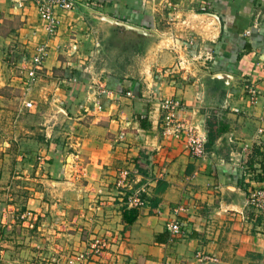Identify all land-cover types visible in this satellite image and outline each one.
<instances>
[{"label":"crops","instance_id":"crops-1","mask_svg":"<svg viewBox=\"0 0 264 264\" xmlns=\"http://www.w3.org/2000/svg\"><path fill=\"white\" fill-rule=\"evenodd\" d=\"M90 1L60 10L50 38L33 6L15 10L9 0L0 2V52L14 43L30 54L41 42L48 45L28 93L32 108L22 99L9 105L12 100L0 90V221L4 225L6 207L27 188V207L42 221L34 222L33 232L43 231L48 253L82 251L79 223H86L89 187L101 199L95 232L109 240L90 264H264V214L255 218L244 205L249 188L264 186V0H186L171 10L162 7L167 0ZM108 25L121 35H140L143 50L119 61L138 65L70 70L80 67L72 63L103 58L100 33ZM248 85L259 92L256 102ZM171 97L203 126L213 110L223 119L227 129L207 149L206 160L193 158L181 140L162 137L156 99ZM51 134L65 135L72 150L52 151ZM22 146L34 149L26 166L18 162L26 155ZM123 168L130 170L133 188L146 186L149 199H159L155 208L149 202L135 208L130 224L123 219L125 196L115 184ZM158 180L166 184L160 192ZM180 205L186 210L177 212ZM174 220L178 233L167 228ZM199 252L218 262L199 258Z\"/></svg>","mask_w":264,"mask_h":264},{"label":"rangeland","instance_id":"rangeland-1","mask_svg":"<svg viewBox=\"0 0 264 264\" xmlns=\"http://www.w3.org/2000/svg\"><path fill=\"white\" fill-rule=\"evenodd\" d=\"M167 0L164 1L162 4V7L165 10H171V8H177L179 5H182L181 2H185L186 0ZM192 2V1H191ZM196 6L199 7L200 1H194ZM130 7L131 3L129 2ZM156 6L155 2H153L152 7ZM184 6V5H183ZM94 8V7H93ZM200 8V7H199ZM197 9V8H196ZM202 9V8H201ZM200 9V10H201ZM205 10V9H202ZM166 21V20H165ZM165 23V25L170 24ZM11 27V26H10ZM108 27L112 28H105L101 29L100 33V40H101V46L103 51V58L96 60L95 58L89 57V59L84 60V62H77L76 64L72 63L70 66L80 65L78 69H75L71 67L70 70H82L85 68L90 69V71H97L101 68H104V72H106V69H113L118 67L119 65H131L132 62H127L126 64H122L125 60V56L133 57L137 56L140 51L143 50L142 47H140V43L143 41L140 39V35L135 32L134 33H127L128 35H125V32H123V35H121V31L117 27H112L111 25H108ZM15 27H12V29ZM15 30V29H14ZM121 33V34H120ZM18 34V33H17ZM25 33H23L24 35ZM22 44V43H21ZM19 45L17 43H14V46H7L4 47L3 50L0 52V90L1 92L5 93L12 102L9 103V105H16L15 102L17 100L22 99L23 104L24 101L32 100V97H28V93L30 90L26 91V77L28 75L27 68H23L21 65V58L23 56L30 55L29 49L23 47L22 45ZM165 49H169L168 46L164 47ZM101 51V53H102ZM143 53V52H142ZM111 54V55H107ZM122 60L123 62H119ZM133 65H138L136 63H133ZM56 74L61 76L63 75V69L59 68L56 70ZM32 88V87H31ZM35 103V102H34ZM9 116L7 118H11L12 115L9 113ZM58 125V124H57ZM56 128V126H55ZM58 131H63V129H58ZM58 137H52L48 138L49 142L51 143V150H72L69 147V143H67V138L65 135L62 137L61 135H56ZM56 141V142H55ZM48 142V143H49ZM55 142V144H54ZM12 144L8 145V149L10 148ZM2 146L0 145V148ZM56 148V149H54ZM20 150L26 154L23 155L24 160H19L20 166H26L28 164V158L27 154L34 149L28 148L26 146H22ZM35 150H38L36 148ZM0 152L1 149H0ZM37 158V163H38ZM14 161V160H13ZM50 161V160H49ZM11 162V159H7L5 161L6 165H9ZM25 176L26 175H21ZM23 180V179H19ZM25 180V179H24ZM23 182H27L26 180ZM87 182V179L85 178V183ZM25 186L27 183L24 184ZM27 187V186H26ZM24 191L20 190V198L16 197L15 199V205L10 206L9 208L6 207L5 209V221L4 225L0 221V230L3 229L4 232L2 233V236L0 237V264H69L71 256L74 254L73 252H70V254L66 256H60V253L55 254H49V249L44 244V236L42 230H37L35 233L33 230L36 228V225H41V215L40 213H36L31 208L27 207V188L22 189ZM91 190L89 187H87V190H85L84 199L87 200V205H85L84 210V221L86 222L84 226L79 223L80 226H82L81 230V236L82 240L85 242V247L83 248L84 252H87L89 250L90 243L95 240V238H100V241L105 242V244H108L109 240L108 237L105 235H99V231L95 232L96 225L99 224L98 217H100V214H97L98 210L95 207L96 204H98V200H101L100 198H97L96 195L91 196L90 195ZM14 200V199H12ZM105 200V199H103ZM3 202V201H2ZM13 202V201H9ZM92 205V206H91ZM73 209V208H70ZM71 211H68L70 213ZM37 214V215H36ZM0 216H2V210L0 207ZM102 219L104 217L101 216ZM3 225V227H2ZM6 227V228H5ZM8 227V228H7ZM109 248V245L104 246L103 252L99 253L98 256H101L107 249ZM73 251V250H72ZM88 253V252H87ZM93 255H96L92 252L88 253V258H90Z\"/></svg>","mask_w":264,"mask_h":264},{"label":"built area","instance_id":"built-area-1","mask_svg":"<svg viewBox=\"0 0 264 264\" xmlns=\"http://www.w3.org/2000/svg\"><path fill=\"white\" fill-rule=\"evenodd\" d=\"M2 0H0L1 2ZM13 9H21L27 4L33 6L38 14L39 19L43 22V28L46 36L49 38L54 36L59 25L58 12L72 11L76 8V0H9ZM91 5H97L98 0H91ZM205 9V7H202ZM250 30L244 32L248 35ZM191 44V41H187ZM47 41L41 42L35 47L32 54L23 56L21 65L23 68H27L26 77V91L30 90L34 83L37 81L39 72L43 68V62L47 56ZM199 57V56H198ZM210 58V57H209ZM178 66L180 69L185 70V60L178 59ZM250 100L256 102L258 97L257 88L252 85L246 86ZM126 95H132L127 91ZM157 105L161 111L159 118V126L161 128V135L166 141L181 140L186 146L189 154L196 159L206 160L208 158V151L206 149L207 143V131L199 121H196L192 115L186 111L183 103L176 98H159L156 99ZM98 105V102H97ZM24 106L27 108L33 107V102L30 100L24 101ZM100 107V105H99ZM264 122V103L262 107ZM243 158V157H242ZM239 164L246 169L245 163L241 160ZM116 186L121 189V194L125 196L124 203L126 208L142 207L148 203L150 191L146 186H140L133 188V178L128 168L120 169L117 172ZM244 205L247 209L254 213L255 218L264 214V186H252L245 194ZM184 206L180 205L177 208V212L185 211ZM226 211V210H225ZM168 230L171 233H178L180 231L179 222L174 220L167 225ZM105 242L100 241V238H95L90 243L88 253L92 252L96 255L103 252L104 246H107ZM82 251L74 252L71 256L69 264H90V258L88 253ZM198 257L209 262H218L215 256L207 255L202 252L198 253Z\"/></svg>","mask_w":264,"mask_h":264},{"label":"trees","instance_id":"trees-1","mask_svg":"<svg viewBox=\"0 0 264 264\" xmlns=\"http://www.w3.org/2000/svg\"><path fill=\"white\" fill-rule=\"evenodd\" d=\"M205 128L207 131V143H206V149H209L211 145L214 143L215 139L222 133L224 132L227 127L224 126L223 119L218 118L216 111L213 110L211 111V114L206 118L205 121ZM254 151L256 153L258 152V149L255 148ZM260 167L263 168L264 164L261 163ZM137 169L140 170L139 164H137ZM166 184L160 180L157 181V187L155 189L156 192L163 191L165 188ZM149 204L151 203V207L155 208L156 205L159 202L158 198H151L149 199ZM136 218V209L135 208H124L123 210V219L126 222V224L132 223Z\"/></svg>","mask_w":264,"mask_h":264}]
</instances>
